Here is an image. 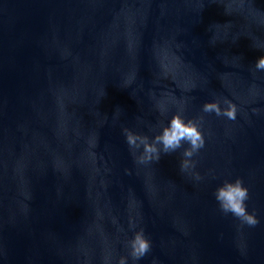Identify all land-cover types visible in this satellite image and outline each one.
<instances>
[{"label":"water","instance_id":"1","mask_svg":"<svg viewBox=\"0 0 264 264\" xmlns=\"http://www.w3.org/2000/svg\"><path fill=\"white\" fill-rule=\"evenodd\" d=\"M261 53L264 0H0V264H116L135 228L138 264H264ZM174 111L204 135L198 181L182 148L139 165L125 143ZM234 177L255 226L213 197Z\"/></svg>","mask_w":264,"mask_h":264},{"label":"clouds","instance_id":"2","mask_svg":"<svg viewBox=\"0 0 264 264\" xmlns=\"http://www.w3.org/2000/svg\"><path fill=\"white\" fill-rule=\"evenodd\" d=\"M253 64L257 70H264V53L257 56ZM103 94L104 91H102L101 96ZM201 109L205 113H214L229 120L236 119V106L227 98L206 100L201 105ZM116 111L119 112V109ZM160 112L164 114L162 107ZM122 131L125 143L136 164L146 165L158 162L162 154H169L182 148L183 159L180 162V171L190 175L194 180L201 179L200 173L194 171L195 163L192 158L204 147L205 138L195 120L186 119L180 111H174L167 117L166 122L153 132L151 137L128 128ZM90 145L95 147V139L90 142ZM92 155L94 157L95 154L92 153ZM25 196L27 197V193ZM213 197L222 213H230L241 224L255 226L259 223L256 215L247 210L245 202L249 198V191L239 177L223 179L217 183L213 189ZM129 227H133L131 218H129ZM126 247L127 256L120 255L117 257L116 264H128L129 258L132 264H138L140 258L149 252L151 241L142 228H135L126 241ZM105 264H110L107 256L105 257ZM151 264H158V262L153 258Z\"/></svg>","mask_w":264,"mask_h":264}]
</instances>
